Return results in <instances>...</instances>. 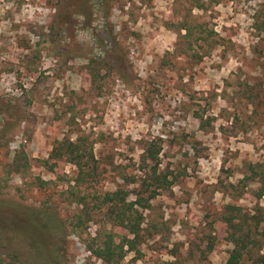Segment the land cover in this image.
Wrapping results in <instances>:
<instances>
[{
	"label": "rangeland",
	"instance_id": "obj_1",
	"mask_svg": "<svg viewBox=\"0 0 264 264\" xmlns=\"http://www.w3.org/2000/svg\"><path fill=\"white\" fill-rule=\"evenodd\" d=\"M67 139L98 168L80 187L48 159ZM150 145L173 183L137 209V244L113 264H225L226 206L264 218V0H0L3 252L49 262L21 212L53 221L60 264H105L88 247L133 235L98 197L134 201Z\"/></svg>",
	"mask_w": 264,
	"mask_h": 264
},
{
	"label": "trees",
	"instance_id": "obj_2",
	"mask_svg": "<svg viewBox=\"0 0 264 264\" xmlns=\"http://www.w3.org/2000/svg\"><path fill=\"white\" fill-rule=\"evenodd\" d=\"M86 150L78 143H71L68 139L58 142L52 149L48 159L56 161L65 159L68 163L74 165L78 170L77 186L84 181H92L97 175V166L92 156L88 157L90 161H85L87 156ZM158 149L155 150L153 145L144 150L141 161L143 178L138 188L133 193L134 201H127V194L121 191L107 192L99 195V209L107 207V217L113 227L124 229L128 234L133 235V239L127 238L126 235L118 243L114 242L116 235L111 231L106 233L103 246L97 248L88 247L96 258L102 260L105 264H113L114 257L122 259L124 247L134 249L139 237L138 229L142 220V214L139 209H147L149 202L159 195L160 191L168 189L173 183V178L167 172L160 170V162L157 159ZM262 165H259L261 167ZM253 174H256L254 166H251ZM255 181V180H252ZM259 187L255 191L256 199L262 197L264 193V175H260L258 180ZM87 197L85 194L79 195L78 206L81 207V213H85L88 207ZM226 214L220 217L221 222L226 226L227 240L232 243L233 248L229 253L225 264H264V218L260 208L256 210H244L236 206H226ZM23 222L24 226L18 227L25 232L36 234V236L46 237V240L37 242L34 246L39 252L48 256L49 262L46 264H60V251L48 248V245L54 243V234H49L47 223H53L51 219L47 221L39 219L36 214L15 213V222ZM58 226V225H55ZM59 255V256H58ZM0 264H32L23 260L16 252H3L0 249Z\"/></svg>",
	"mask_w": 264,
	"mask_h": 264
}]
</instances>
